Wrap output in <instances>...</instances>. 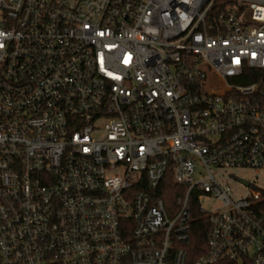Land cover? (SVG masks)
I'll return each instance as SVG.
<instances>
[{
    "label": "built area",
    "instance_id": "built-area-1",
    "mask_svg": "<svg viewBox=\"0 0 264 264\" xmlns=\"http://www.w3.org/2000/svg\"><path fill=\"white\" fill-rule=\"evenodd\" d=\"M260 172L264 0H0V264H264Z\"/></svg>",
    "mask_w": 264,
    "mask_h": 264
},
{
    "label": "trees",
    "instance_id": "trees-1",
    "mask_svg": "<svg viewBox=\"0 0 264 264\" xmlns=\"http://www.w3.org/2000/svg\"><path fill=\"white\" fill-rule=\"evenodd\" d=\"M249 81H246V83ZM175 189L172 186L171 192L165 194V200L170 202L173 200V194ZM197 217V214H193V218ZM207 237H208V221L205 217H197L193 219L191 226V238L188 243L185 244L187 249V264H193V262L200 256L204 255L207 251Z\"/></svg>",
    "mask_w": 264,
    "mask_h": 264
},
{
    "label": "rangeland",
    "instance_id": "rangeland-1",
    "mask_svg": "<svg viewBox=\"0 0 264 264\" xmlns=\"http://www.w3.org/2000/svg\"><path fill=\"white\" fill-rule=\"evenodd\" d=\"M260 173H261V175H260V178H258V179L263 182V186H264V172H260ZM242 175L247 177V178H254L255 177L254 172H245V173H242Z\"/></svg>",
    "mask_w": 264,
    "mask_h": 264
},
{
    "label": "bare ground",
    "instance_id": "bare-ground-1",
    "mask_svg": "<svg viewBox=\"0 0 264 264\" xmlns=\"http://www.w3.org/2000/svg\"><path fill=\"white\" fill-rule=\"evenodd\" d=\"M209 86V84H206V87Z\"/></svg>",
    "mask_w": 264,
    "mask_h": 264
}]
</instances>
